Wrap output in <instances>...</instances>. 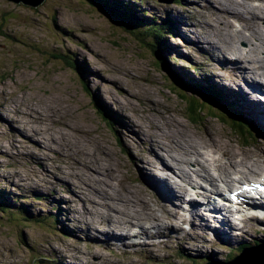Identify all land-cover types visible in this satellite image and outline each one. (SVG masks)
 Segmentation results:
<instances>
[{"label": "rangeland", "instance_id": "374dc122", "mask_svg": "<svg viewBox=\"0 0 264 264\" xmlns=\"http://www.w3.org/2000/svg\"><path fill=\"white\" fill-rule=\"evenodd\" d=\"M121 1L141 9L135 11L138 16L157 20L159 24L165 18L174 23L173 35L165 33L164 36L162 32L164 43L158 46L167 64H159L143 34L131 33L88 1L43 0L33 6L0 0V115L10 120L14 130L16 127L19 130L12 131L11 126L0 122V193L10 204H23L30 215L43 218V221L15 222L10 213L0 211V264H68L73 258L80 264H85L87 259H93L95 264H178V261L179 264H204L217 258H226L227 262L235 256V248L240 247V243L249 244L246 237L251 234L255 235V242L264 241V233H261L264 232V221L259 219L253 221L254 229L248 228L242 232V237H234L233 245L212 241L202 254L192 250L195 248L193 235L190 230H183L182 225L178 233H175L176 227L158 236L145 232L146 242L139 252L131 249L125 254L121 249L104 248L108 245L104 240H90L87 237L91 233L85 236L78 231L84 219H88L86 230L94 227L101 236L112 232L113 219L120 217L140 216L141 219L161 218L165 221L159 194L142 179L149 174L151 159L155 160L153 165L157 163L156 169L168 163L167 173L172 175L175 174L170 172L171 169L178 171L179 167L187 172L196 168L197 174H201L206 164L190 161L192 157L184 154L188 145L198 146L201 152L206 144L215 145L217 160L221 163L230 151V156L244 155L252 160L258 157L256 150L264 153V125L258 126L260 136L256 135L255 140L252 141L254 136L249 137L246 132L247 139L244 138L231 129L229 121L215 117L220 114L212 111L218 108L201 105L199 98H191L193 96L185 92L184 84L178 85L168 71H180L194 84L216 85L224 93L227 103L233 105L234 110L236 107L243 118L262 125L259 114L256 119L251 114L253 106L247 103L246 107L243 99L235 103V90L233 93L227 91L229 87L221 84L224 82L229 86V80L223 75H227L233 61L225 60L222 72L215 60L222 52L226 55L231 52L221 49L227 39L233 49L251 52L242 58L246 68H249L250 55L264 66V47L252 37L250 44L258 45L256 50L244 48L247 43L242 38L246 39L244 36L247 37L248 32L236 34L243 22L225 13L218 5L219 0ZM241 2L249 6L264 3L262 0ZM215 9L217 11L212 12ZM255 13L258 18L254 23L258 27L253 28L258 29L254 32L248 27L247 30L263 37L264 30L259 26H264V14ZM223 15H228V22ZM217 18H221L219 23ZM192 65L197 66V72ZM229 76L233 81L238 79L235 75ZM130 86L138 92L126 98L123 91ZM242 87L246 88L244 84ZM262 94L264 96V92ZM190 101H195L196 114L201 112L193 121L189 118L193 114L187 105ZM125 116L136 121L133 120L134 127L128 124ZM41 145L43 153L39 150ZM168 154H176L174 157L185 163L177 165ZM234 160L241 163L239 159ZM225 163L229 171L225 176L217 174L220 178L223 176V180L230 179L229 189L239 184L236 181L264 176V166H259V162H251L259 169L254 174L241 167L233 171L227 159ZM206 169L210 173L215 171L212 167ZM155 177L162 186L159 175ZM195 178L190 179L195 181ZM152 180L158 183L155 178ZM181 182L191 189L185 181ZM74 188L79 198L73 195ZM205 188L212 193L209 184ZM103 194L104 202L110 206L108 212L101 211L102 202L98 196ZM193 196L196 202L206 205V199ZM175 203L181 202L177 199L174 203L169 202L173 211L175 206L184 211ZM213 213L210 210L207 214ZM103 216L105 219H99ZM143 225L149 224L144 222ZM73 229L77 233L72 234ZM201 229L196 236L203 234L206 239H212ZM90 241L99 244L98 250L87 245ZM65 252L71 257L63 256ZM76 254L80 255L74 257Z\"/></svg>", "mask_w": 264, "mask_h": 264}, {"label": "bare ground", "instance_id": "6f19581e", "mask_svg": "<svg viewBox=\"0 0 264 264\" xmlns=\"http://www.w3.org/2000/svg\"><path fill=\"white\" fill-rule=\"evenodd\" d=\"M262 1L264 2V0H262ZM257 4L258 5H255L252 3V5H254V6H249L248 4H244L243 2H241V0H219V2H218L219 7L222 8L225 13L228 12V13H230L232 18H235L234 20L239 21V22H243V26L239 30H236V34H243L244 35V32H248V36L247 37L244 36L246 39L242 38V40L247 43V45L243 46V47L244 48H246V47L252 48L254 50H256V47H258V45H256L255 43L253 45L250 44L251 43L250 38H252V37L257 39L259 46L264 47V36L262 37L260 35L251 34L247 30L248 27L250 28L251 31H254V32H255V30L258 29V28L257 29L253 28V26L258 27V25L254 23L255 20L258 18L255 12H258L259 14L262 12L264 14V3L263 4L257 3ZM216 11L217 10L215 9L212 12H216ZM249 14H250V16L247 17V15H249ZM222 18L228 22V19H229L228 15H223ZM263 18H264V16H263ZM220 19L221 18H219V19L217 18L218 23H219ZM218 23H216V24H218ZM205 27H206V25H205ZM259 28L264 30V26H259ZM217 32H218V30H217ZM214 36H215V34H214ZM208 38H209V36H208ZM199 41H201V40L199 39ZM209 42H211V41H209ZM218 46H219V44H218ZM221 49L224 50L225 52L227 50H230L231 52L230 53L228 52L229 54L226 55L221 50L222 56H225V59L221 55H220L221 57L215 58L216 64H218L220 66V67L218 66L219 71L222 70V72H223V70H224L223 64H224L225 60L228 62L233 61V66L228 70L227 75H223L225 79L229 80V86H227L224 82H221V84L224 85L225 87H229V88H227V91H230L233 93V90H235V92H234V94H235L234 102L235 103L238 101V99H243L246 102V107H247V103L251 104L253 106L251 108V114L254 115L255 119L259 114V119H260L262 125H259L258 123H255V124L257 126L263 127V125H264V101H261V100L264 99V96L262 94L264 92V66L261 63L258 64V62L250 55V57H248V60H247L249 68L248 67L246 68L242 58L243 57L245 58V56L251 52L249 51V49H243V50L233 49V46H231L230 42L227 39H225L223 41V45H222ZM262 61H264V59ZM218 74L220 75L219 72H218ZM229 75H231V77H234V75H235L238 77V79L233 81L234 79L228 78V77H230ZM110 82H113V81H110ZM117 82H118V85H120L118 80H117ZM132 84H134V83L132 82ZM242 84L245 85V87H246L245 89L242 87ZM236 85L238 87H234ZM137 92H138V89H136V91H134L132 89V87L130 86V87L126 88L125 91H123V94H124L123 96L128 98L129 96H134ZM241 107L244 108L245 105H241ZM248 111H250L249 108H248ZM125 118H127L128 124L131 123L132 127L135 126L133 124L134 119L132 120L130 116H125ZM0 122H1V124L2 123L5 124L7 127L11 126L12 131H15L16 129L18 130L17 127L15 128V130L12 128L10 120L7 119V117L0 115ZM135 123H136V121H135ZM1 124H0V126H1ZM56 124H59V122H57ZM157 125H154V126H157ZM149 127H150V125H149ZM137 130H138V128H137ZM158 133H160V132H158ZM162 134H164V133H162ZM158 135H160V134H158ZM153 136H154V134H153ZM258 136H260V134ZM162 137H163V135H162ZM162 137H160V138H162ZM151 138H152V136H151ZM169 139H170V137H169ZM190 140H192V139H190ZM173 142H174V140H173ZM177 142H179V141H177ZM162 145H163V143H162ZM188 146H190V147H188L186 149L183 148V149L186 151L184 153L185 155L192 157V160H190V161H195L197 163L203 162L206 164V166L205 165L203 166L201 174H197L198 170L196 168L192 169L193 172H187L183 167H179L178 171H177V169L172 168L170 172H172L173 174H175L178 177H181L179 180L177 177H175V175H172L169 172L168 173L170 176L168 175L167 170L170 169V165L168 163H165V164L163 163V164H161V166L159 165L160 166L159 168L156 169L157 163H156V165H153L155 160L151 159L149 162V165H148L149 166V174L148 173L145 174V178L142 177L143 181H146L148 186L152 187V189L154 188L156 190V192L159 194L160 199H161V210L164 212L162 214V218L169 220V221H166V220L162 221L161 218L141 219V218H139L140 216L133 217V218H131V217L121 218L120 217V218L113 219V221L111 223V226L112 225L115 226V227H113V231L107 232V233H104V231H103L104 234H102V236H101V234L99 233V230L97 231L96 229H94V227H91V229L86 230V228H88V223L86 222V220H88V219H86V220L84 219V222L82 223V228L81 229L78 228V231L83 233L85 236H88V233H91V235L89 234V236L87 237L90 240L91 239L96 240L98 238L99 240L100 239L104 240V242L106 241L111 249L108 247V245H105L104 248L109 249L110 251H114L115 249H117V250L121 249L124 253H128L131 251V249H136L137 253H138L140 248L146 242L145 238L147 236H145V234H144L145 232H147L150 235L158 236L163 231L176 227L175 233H178V230L182 229V226H183L184 227L183 230H190L189 233H191L193 235V237L191 239L194 240L195 248H193L192 250H194L197 254H202V253L206 252L207 246L209 244H211L212 241L216 242V240H218L219 242H224V243H227L229 245H233L235 243L234 237H236V236L242 237L243 236L242 232H245V230H247L248 228H251V229L255 228V226H253L254 220L259 219V221L260 220L264 221V200L259 201L258 204L255 206H251V205L247 204L245 202V200H243L241 207L234 213V216L240 217V221L238 223V222H236L235 218H233L230 211L228 209H226L225 207H222L221 200L215 196V193L221 191L220 190L221 185H224L226 188H228V186L230 184V179L229 180H223L224 179L223 176H225L226 171L227 172L229 171L228 170L229 168L226 167L225 159H227L229 161L230 167L232 168L233 171H236V168L241 167V168L245 169L246 171H248V173H250V171H251L252 172L251 174H254V173H256L257 170H259V169L254 168V166H256L255 163L259 162V164H258L259 166H262V165L264 166V153L261 154L258 150H256L257 156L259 158L256 157L254 160H252V159H249V157L244 156V155L230 156L229 154H232V152L230 151L229 154L226 156V158H223L224 162L221 163L217 160V155L215 152L218 148L215 145L212 147V146H209L206 144V147L204 148L203 152H201V151H199V149H197L198 146L197 147H195L194 145H188ZM160 147H161V145H160ZM164 148H165V146H164ZM39 150H41L42 153L44 152V149H42V145L40 146ZM169 151L171 152V149ZM151 152L153 154H155V156H157L154 149H151ZM193 152H198V153L195 154V156H192L191 154ZM168 156H170L172 158V160L177 165L185 163V160L183 162V161L175 158L173 155L168 154ZM36 157H38V156H35V158ZM198 157H200L201 160ZM37 159L39 160V158H37ZM234 159H236V160L239 159L241 161V163L235 162ZM251 162H255L254 166ZM175 163H173V165ZM41 165L43 166V162H41ZM151 165H153V166H151ZM206 167H212L215 171L213 173H210V172H208ZM217 172L220 175L223 174L222 178L219 177L220 175L217 174ZM237 173H240V172L237 171ZM155 175H159V177L163 181L162 186L159 183L158 179L155 177ZM188 175H189V177H188ZM191 177H196L195 178L196 180L194 179L195 181H192L190 179ZM151 178L152 179L155 178L158 183H154ZM181 181H185L186 184H189L191 186V189H189V188L187 189L185 187V185L182 184ZM236 182L242 183L240 181H236ZM207 184L210 185L212 193H210L208 190H206L205 185H207ZM233 184H235V183H233ZM99 192H100V190L97 192L98 195H99ZM138 193H141V192H138ZM73 195L75 197L79 198V194H78L76 189L74 190ZM193 195H197V196H200V197L206 199V205H203V203H201L200 201L196 202V199ZM211 196H213V200H211ZM98 197L101 199V202H102L101 211L108 212L109 209L107 207H110V206L104 202V200H106L104 197V194H103V196H98ZM175 198H177L178 200H185L186 198L188 199L187 205L184 206V211H182V212L179 211V208L176 206H175L174 211L172 210L173 206H170L169 202L174 203ZM61 201H62V198L58 202L60 203ZM175 205L180 207L181 203H175ZM113 208H114V206H113ZM64 209H66V207H64ZM210 210L214 211L213 215L207 214V213H210ZM126 216L127 215H125V217ZM217 216H219V218L215 219ZM104 217L105 216H103V218L101 217L99 219H101V220L105 219ZM133 219H134V221H133ZM144 222H148L149 225L148 226H146V225L142 226V224ZM135 223L140 224V225H136ZM90 225H92V224H90ZM201 227H202V229H201ZM199 229L203 230L204 234L208 237H212V239H206L203 234L196 236L195 234L199 231ZM71 232H72V234L77 233L75 231V229L71 230ZM261 233L263 234L264 232H261ZM67 234H68V237H70V238L72 237L68 228H67ZM254 236H255L254 234H251V236L246 237L248 240V243H249L248 245H245L244 243H240V245H243L244 247H242V250L240 252L236 253L237 255H235V257L232 259V261L230 260L231 264H264V241H262V239H261V240H257V242H255L253 239ZM64 245H65V247H68V251L69 250L72 251V249L70 248V246L68 244H64ZM87 245H89L90 247H93L92 249L98 250V248H99V244L96 241L87 242ZM75 249H76V247H75ZM76 251H78V249H76ZM65 253L64 254L62 253L63 256L71 257L70 253H66V254ZM150 253L153 254L152 252H150ZM78 255H80V254H78ZM78 255L77 254L74 255V257H77ZM81 255L83 257L85 256L84 254H81ZM100 257L102 258V256H100ZM69 260L70 261L68 264H80V262L76 258L69 259ZM224 261H226V258H222L221 260L217 258V259H214L208 263L209 264H224ZM179 263H180V261H178V264ZM85 264H95V262L93 259L92 260L87 259V262Z\"/></svg>", "mask_w": 264, "mask_h": 264}, {"label": "trees", "instance_id": "16d2710c", "mask_svg": "<svg viewBox=\"0 0 264 264\" xmlns=\"http://www.w3.org/2000/svg\"><path fill=\"white\" fill-rule=\"evenodd\" d=\"M88 1L90 5L99 6L101 11L110 15V18L113 19L117 24L123 26L125 29H129L131 33H141L147 39L149 46L154 53L157 61L159 64H167L165 62L166 58L162 56L161 50L158 46L164 43L163 33H168L169 35H173L174 31V23L168 18L162 21L161 24L157 22V20H148L142 16H138V12L141 9H138L136 5L131 4L133 7H129L128 4H124L121 0H82ZM175 3L178 0H174ZM136 23V24H135ZM127 25V26H126ZM163 32V33H162ZM70 63V62H69ZM191 68L197 72V66L192 65ZM169 74L174 77V80L178 85L184 84V88L186 89V93H189L193 97L191 98H199L201 105L203 104H210L212 107L218 108L219 110L212 111L217 112L220 115L215 117L220 119L221 121H229V125L231 129L233 128L235 131L244 135L243 137L247 139V136L244 134L245 132L249 135V137L254 136L252 139L255 140L256 135H259V128L258 126L251 122L249 119H245L240 115V112L234 110L233 105H229L225 100L224 93L217 89V86L214 84L210 85H198L190 82L187 78H185L180 71L175 73L170 72L168 69ZM196 100V99H195ZM230 100V99H229ZM231 101V100H230ZM191 103L187 102L188 109L193 115H190V120H195L201 112L196 114L194 106H196L195 101H190ZM233 102V101H232ZM243 139V138H241ZM244 140V139H243ZM251 141V142H252ZM11 205V206H10ZM0 211L2 213L9 214L12 216L13 220L16 222L17 220H24V221H43L37 217L30 215L28 209L24 207L23 204L17 206L15 202L11 204L8 202L6 197H3L2 193H0ZM14 214V215H13ZM18 214L22 216L18 217ZM17 215V216H15ZM45 218V217H44ZM46 219V218H45ZM52 220L55 221V218L52 217ZM242 250V245L240 247L235 248V251L238 253ZM230 254V253H229ZM228 254V257H229ZM236 255V254H235ZM235 257V256H234ZM233 257V258H234ZM231 258V259H233ZM204 259H207L206 257ZM229 259V260H231ZM205 262V261H203Z\"/></svg>", "mask_w": 264, "mask_h": 264}, {"label": "water", "instance_id": "95a60500", "mask_svg": "<svg viewBox=\"0 0 264 264\" xmlns=\"http://www.w3.org/2000/svg\"><path fill=\"white\" fill-rule=\"evenodd\" d=\"M9 1H13L15 3H23L26 5L36 6L37 4L41 3L43 0H9ZM35 2H37V4ZM231 261H232V259H231ZM231 261H227V262L224 261V264H231ZM207 264H209V263H207Z\"/></svg>", "mask_w": 264, "mask_h": 264}]
</instances>
